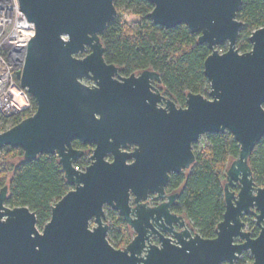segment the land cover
<instances>
[{
  "label": "water",
  "instance_id": "1",
  "mask_svg": "<svg viewBox=\"0 0 264 264\" xmlns=\"http://www.w3.org/2000/svg\"><path fill=\"white\" fill-rule=\"evenodd\" d=\"M146 1L154 24L182 23L207 44L209 98L189 91L184 107H177L153 85L161 83L153 69L114 77L118 66L105 61L99 36L117 16L114 0H18L35 33L15 75L35 110L0 132V150L20 147L24 159L55 155L70 189L38 229L35 213L7 205V185L0 188V264H234L242 249L254 255L253 264H264V228L249 239L239 220L252 206L258 223L264 216V185L254 192L248 163L264 135V26L249 35L250 50L240 52L242 0ZM224 42L227 48L219 52L216 46ZM224 130L239 152L225 171V209L215 236L204 238L183 221L175 229L173 222L182 217L169 212L172 200L157 206L145 200L149 193L164 194L171 173L189 169L193 143ZM74 138L93 144L83 170L73 166L83 154L72 147ZM105 206L118 211L134 232L123 248L107 239ZM153 233L157 244L149 242ZM237 236L246 240L237 243Z\"/></svg>",
  "mask_w": 264,
  "mask_h": 264
},
{
  "label": "trees",
  "instance_id": "2",
  "mask_svg": "<svg viewBox=\"0 0 264 264\" xmlns=\"http://www.w3.org/2000/svg\"><path fill=\"white\" fill-rule=\"evenodd\" d=\"M117 16L99 34L104 45V59L120 67L122 75L144 69L157 71L158 85L177 107H184L187 92L207 98L209 82L204 74V60L210 53L198 34L180 23L171 28L154 24L148 17L152 4L146 0H114ZM137 16L126 20L122 13ZM237 18L243 22L236 48L250 50L251 32L264 26V0H242ZM225 51V50H224ZM30 109L12 116H0L3 130L11 127L35 110L31 95ZM264 107V103H263ZM6 126V127H5ZM8 126V127H7ZM195 160L189 169L170 175L169 187L178 188L174 209L202 237L213 238L225 209L223 180L226 168L239 152V144L228 131L204 134L193 143ZM82 165L83 159L77 160ZM248 163L256 182L264 178V135L255 143ZM7 185L5 203L11 207L26 206L35 213L38 229L49 220L51 206L70 189L58 159L53 154H40L24 159L20 147L5 146L0 150V188ZM108 223L107 239L115 248H123L131 233L118 211L105 206Z\"/></svg>",
  "mask_w": 264,
  "mask_h": 264
},
{
  "label": "built area",
  "instance_id": "3",
  "mask_svg": "<svg viewBox=\"0 0 264 264\" xmlns=\"http://www.w3.org/2000/svg\"><path fill=\"white\" fill-rule=\"evenodd\" d=\"M34 33V24L27 20L19 9L18 0H0V116L2 117H12L30 109L29 94L26 89L20 87L15 70L21 68L25 47ZM3 129L0 123V132ZM88 157L89 155L84 156L82 165L75 161L74 168L83 170L90 162Z\"/></svg>",
  "mask_w": 264,
  "mask_h": 264
},
{
  "label": "flooded vegetation",
  "instance_id": "4",
  "mask_svg": "<svg viewBox=\"0 0 264 264\" xmlns=\"http://www.w3.org/2000/svg\"><path fill=\"white\" fill-rule=\"evenodd\" d=\"M133 73H137V72H133ZM120 76L121 77H125V76H128V75H122L120 73V67L118 66V70L115 73L114 77H120ZM153 85L159 89V86H158L159 83L153 82ZM71 145H72V147H74L76 149H81L83 151V154L80 157H78L76 159V161L80 160V159H83L84 156H86V155L90 156L92 148H93V144H83L77 138H74L71 141ZM133 146H134V144H129L128 147H127V150H131L133 148ZM105 158L107 160H111L112 159L111 154L110 153L106 154ZM252 177H253V187H254V192H255V190L257 188L262 187L264 185V178H263V180L261 182H256L253 174H252ZM169 181H170V177L168 179V182L164 186V189H163L164 190V194L161 197H159L156 192L148 194L147 199L145 200L147 205L148 206H157V205H159V204H161L163 202H169L170 200H172V204L168 205L169 212L172 213V214H175L177 216H181L182 217L177 222H175V223L173 222L174 228L178 229L179 228V222L183 221L185 226H186V228H188L191 231H196L195 229H193V227L187 221V219H186L184 214L178 213V212L175 211L174 206L176 204V200H177V197H178V196H175V194L178 193V188H170L169 187ZM223 182H224V180H223ZM231 189L235 193H237L238 190H239L238 185H235L234 187H231ZM170 197H172V198H170ZM132 198L133 197H131V199ZM258 213L259 212H258V210H256L255 206H252V207H250V210L248 212H243L240 215V217H239V220L242 223V226H241L240 229H241L242 232L247 233L249 239H255L259 235V233L262 230V228H264V216L260 220V222L258 223L257 216H256ZM128 228H129V231L131 233V238H132L133 235H134V232L129 227V225H128ZM159 231H162V230L159 229ZM163 234L168 235L167 232H163ZM158 238H159L158 234L157 233H153V234H151L149 236V242L153 243V244H157L159 242ZM245 240H246V238L242 237V236H237V238L235 239V241L237 243H242ZM254 261H255V257L250 252V250L249 249H242L239 252L237 258L234 260V264H253ZM221 264H229V263L228 262H222Z\"/></svg>",
  "mask_w": 264,
  "mask_h": 264
},
{
  "label": "rangeland",
  "instance_id": "5",
  "mask_svg": "<svg viewBox=\"0 0 264 264\" xmlns=\"http://www.w3.org/2000/svg\"><path fill=\"white\" fill-rule=\"evenodd\" d=\"M122 18H123V19H126V20H132V19H136L137 16L134 15V14H131V13L124 12V13H122ZM216 48H217L220 52H223V51L226 50V48H227V43L224 42V43H222V44H219V45L216 46ZM83 55H84V53H83V54H80L79 56H83ZM83 82L86 83L87 85H91V84H92V81H90V80H86V79H84Z\"/></svg>",
  "mask_w": 264,
  "mask_h": 264
}]
</instances>
